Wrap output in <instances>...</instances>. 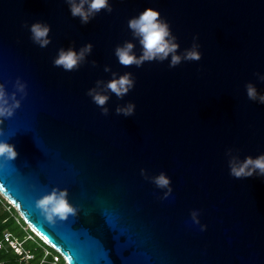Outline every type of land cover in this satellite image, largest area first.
Segmentation results:
<instances>
[{"label":"water","instance_id":"water-1","mask_svg":"<svg viewBox=\"0 0 264 264\" xmlns=\"http://www.w3.org/2000/svg\"><path fill=\"white\" fill-rule=\"evenodd\" d=\"M109 4L83 25L65 0H0V84L20 100L0 122L17 153L0 157V193L68 264H264V177L228 167L230 155L264 153V104L245 88L264 95V0ZM146 8L168 22L179 55L195 43L201 59L122 66L114 49L129 41L141 54L127 22ZM36 22L50 26L44 48ZM89 43L78 69L53 65L60 48ZM113 72L135 83L122 99L106 92L103 115L87 91ZM128 102L134 113L117 114ZM161 173L167 197L151 179ZM54 188L77 212L49 224L35 202Z\"/></svg>","mask_w":264,"mask_h":264},{"label":"clouds","instance_id":"clouds-1","mask_svg":"<svg viewBox=\"0 0 264 264\" xmlns=\"http://www.w3.org/2000/svg\"><path fill=\"white\" fill-rule=\"evenodd\" d=\"M65 2L69 7L71 16L74 18L78 17L83 25L88 24L102 10L107 13H111L113 10L109 0H65ZM127 26L132 33L133 39L138 40L141 46V54L139 56L135 54V45L132 42L125 41L123 44L117 45L114 49V54L122 66L135 65L139 68L145 62H163L170 57L168 66L172 68L179 65L182 61H198L201 59V54L197 50L199 46L195 43L191 49L185 50L182 56L178 54L179 45L176 43V37L172 34L168 22L153 8H146L138 16L130 18ZM30 32L32 41L41 48L46 47L51 42L49 38L50 26L46 23L36 22L31 24ZM91 50L92 45L90 43L85 44L79 51L72 48H60L58 55L53 60V65L61 67L68 72L74 71L85 62ZM105 71H109V69L106 67ZM112 77L106 84L98 80L96 82L97 86L87 91V95L100 107L103 115L108 114V109L105 105L109 100V96L106 92H111L117 98L122 99L134 87L135 83L131 72H125L119 76L113 72ZM259 78L264 80V76ZM14 87L16 92L21 94L22 99L26 95V85L18 79ZM245 88L249 100L264 104V95L258 94L253 84L248 83ZM19 107L20 100L16 98V93L14 92L10 96L6 92L4 85L0 84V122L12 117L15 109ZM134 108L135 105L132 102H128L123 107L118 106L116 112L117 114L130 116L134 113ZM16 156L17 153L13 145L0 142V157H4L6 160H13ZM228 167L230 170L229 174L236 179L248 178L253 175L264 177V153L257 155L255 158L246 156L242 160L237 156L230 155ZM141 172L143 174V170ZM151 179L157 188L167 189L165 197L171 193L170 180L166 175L161 173ZM67 195L66 189L54 188L50 193L36 200V207L49 224H55L56 218L64 220L69 215H76L77 209L68 202ZM191 216L194 222L198 223L196 220L197 212H192ZM41 240L49 245L43 239Z\"/></svg>","mask_w":264,"mask_h":264},{"label":"trees","instance_id":"trees-1","mask_svg":"<svg viewBox=\"0 0 264 264\" xmlns=\"http://www.w3.org/2000/svg\"><path fill=\"white\" fill-rule=\"evenodd\" d=\"M8 205V208L5 206ZM26 223L18 215L13 206L3 197H0V264H68L65 259L51 246L44 243L39 237L31 231L24 228ZM7 230L18 240L22 241V247L27 249L32 257L25 261L3 240V232ZM47 251V253H46ZM59 254V259L53 262V256Z\"/></svg>","mask_w":264,"mask_h":264},{"label":"built area","instance_id":"built-area-1","mask_svg":"<svg viewBox=\"0 0 264 264\" xmlns=\"http://www.w3.org/2000/svg\"><path fill=\"white\" fill-rule=\"evenodd\" d=\"M0 197H5L4 195H2L0 193ZM9 200V199H8ZM9 203V202H8ZM12 203V202H11ZM10 203V205H11ZM12 206V205H11ZM6 208H8V205L5 206ZM20 215V213H19ZM21 216V215H20ZM24 228H28L30 231H31V234H28V237H32V233L34 235H36L37 237L43 239L45 242H47L42 236L38 235L35 233V231H32L31 230V227L29 224H26L24 226ZM3 240L4 242H6L17 254H19L21 256V258H23L25 261H27V259L31 258L32 257V254L27 250V249H24L22 247V241L18 240L17 238H15L11 232L5 230L3 232ZM2 242L3 241H0V246H2ZM48 243V242H47ZM47 253V251H46ZM60 254V253H59ZM59 254L58 255H54L53 256V262L55 263V261H57L59 259ZM61 255V254H60ZM62 256V255H61Z\"/></svg>","mask_w":264,"mask_h":264},{"label":"rangeland","instance_id":"rangeland-1","mask_svg":"<svg viewBox=\"0 0 264 264\" xmlns=\"http://www.w3.org/2000/svg\"><path fill=\"white\" fill-rule=\"evenodd\" d=\"M4 199H5L7 202L11 203L10 200H8L7 197H4ZM11 205L15 208V210L17 211V213H18V215H19V211L17 210L16 206H15L13 203H11Z\"/></svg>","mask_w":264,"mask_h":264},{"label":"bare ground","instance_id":"bare-ground-1","mask_svg":"<svg viewBox=\"0 0 264 264\" xmlns=\"http://www.w3.org/2000/svg\"><path fill=\"white\" fill-rule=\"evenodd\" d=\"M31 227V226H30ZM33 229V228H32ZM33 231H35L34 229H33ZM35 233H37L36 231H35ZM38 234V233H37ZM39 235V234H38Z\"/></svg>","mask_w":264,"mask_h":264}]
</instances>
